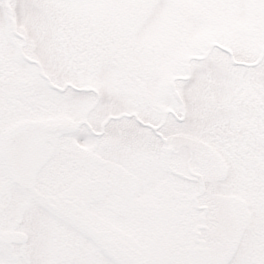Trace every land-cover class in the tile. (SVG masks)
Masks as SVG:
<instances>
[{"label":"snow or ice","instance_id":"6c2138e0","mask_svg":"<svg viewBox=\"0 0 264 264\" xmlns=\"http://www.w3.org/2000/svg\"><path fill=\"white\" fill-rule=\"evenodd\" d=\"M0 264H264V0H0Z\"/></svg>","mask_w":264,"mask_h":264}]
</instances>
